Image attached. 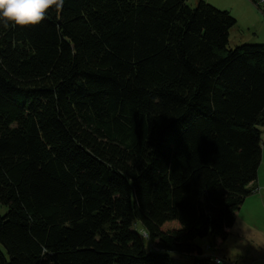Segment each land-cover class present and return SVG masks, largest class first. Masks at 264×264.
<instances>
[{
  "label": "trees",
  "instance_id": "1",
  "mask_svg": "<svg viewBox=\"0 0 264 264\" xmlns=\"http://www.w3.org/2000/svg\"><path fill=\"white\" fill-rule=\"evenodd\" d=\"M187 2L0 22V264H207L196 240L228 239L263 157L264 45Z\"/></svg>",
  "mask_w": 264,
  "mask_h": 264
},
{
  "label": "rangeland",
  "instance_id": "2",
  "mask_svg": "<svg viewBox=\"0 0 264 264\" xmlns=\"http://www.w3.org/2000/svg\"><path fill=\"white\" fill-rule=\"evenodd\" d=\"M228 11L237 20L230 32V45H264V13L253 0H188V6L196 8L201 2ZM262 131L263 157L255 187L259 191L250 195L236 215V223L229 231V237L220 246L210 238L196 240L203 250L200 260L207 264H264V128ZM6 213L0 207V215ZM140 228V227H139ZM173 264H193L197 256L171 254Z\"/></svg>",
  "mask_w": 264,
  "mask_h": 264
},
{
  "label": "clouds",
  "instance_id": "3",
  "mask_svg": "<svg viewBox=\"0 0 264 264\" xmlns=\"http://www.w3.org/2000/svg\"><path fill=\"white\" fill-rule=\"evenodd\" d=\"M64 2L65 0H0V22L4 26H36L45 19L50 9L61 10Z\"/></svg>",
  "mask_w": 264,
  "mask_h": 264
},
{
  "label": "built area",
  "instance_id": "4",
  "mask_svg": "<svg viewBox=\"0 0 264 264\" xmlns=\"http://www.w3.org/2000/svg\"><path fill=\"white\" fill-rule=\"evenodd\" d=\"M253 1L256 4V6L258 8H260L262 10V12L264 13V0H253ZM258 191H259V187H256L254 190V193L256 194ZM216 263L217 264H223L222 261H220L218 259L216 260Z\"/></svg>",
  "mask_w": 264,
  "mask_h": 264
},
{
  "label": "crops",
  "instance_id": "5",
  "mask_svg": "<svg viewBox=\"0 0 264 264\" xmlns=\"http://www.w3.org/2000/svg\"><path fill=\"white\" fill-rule=\"evenodd\" d=\"M234 47V46H233Z\"/></svg>",
  "mask_w": 264,
  "mask_h": 264
}]
</instances>
